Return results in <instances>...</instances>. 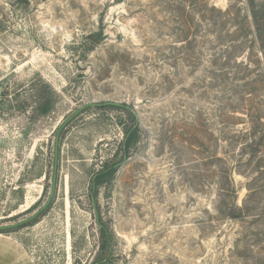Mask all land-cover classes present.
<instances>
[{"label":"rangeland","instance_id":"obj_1","mask_svg":"<svg viewBox=\"0 0 264 264\" xmlns=\"http://www.w3.org/2000/svg\"><path fill=\"white\" fill-rule=\"evenodd\" d=\"M31 81L60 99L0 110V264H94L100 226L97 264H264V0H0V97ZM106 103L142 138L96 193L132 124Z\"/></svg>","mask_w":264,"mask_h":264},{"label":"trees","instance_id":"obj_2","mask_svg":"<svg viewBox=\"0 0 264 264\" xmlns=\"http://www.w3.org/2000/svg\"><path fill=\"white\" fill-rule=\"evenodd\" d=\"M94 37L98 40L103 39L102 34L94 35ZM46 85V84H45ZM46 89L48 93H46ZM13 99H10L5 93L3 97H0V110L5 111L6 113H14L20 118H24L27 121V124H32V102L39 103L40 105L44 103L43 97L47 99V112H45V115H50L53 112H55L56 105L58 103V100L60 99V95L51 87V86H36V84H32V81L30 82V85L26 88L21 87ZM43 101V102H42ZM100 107L107 109V108H115L117 110H125L127 114H129L130 119L132 120V124L129 128L125 130V138L122 143V152L123 156L118 162H114V159H111L103 164L102 169L95 175V178L93 180V189L97 193L101 187H103L106 184H110L114 179L115 176L120 168V165L125 160L129 159L131 156V153L136 149L138 144L141 141L142 138V129L140 127V124L138 122L137 116L135 113L131 110V108H127L126 106H115V105H109V104H102ZM118 156V152H116L114 157ZM32 207L29 209L31 210ZM44 210L42 213H40L37 217L32 219V216L20 223L17 224L16 230L23 229L25 227H30L33 224L37 223L38 217L45 214ZM237 213H240L239 210L234 209L233 216L237 215ZM22 215V214H20ZM20 215L15 216V218L19 217ZM241 216V215H240ZM9 229V228H8ZM7 230V229H6ZM100 232H101V252L97 257V260L94 262V264H97L99 262L106 261L108 259V250L111 245V235L109 231L104 227L100 226ZM0 234H8L7 231H1ZM104 254V255H103Z\"/></svg>","mask_w":264,"mask_h":264},{"label":"water","instance_id":"obj_3","mask_svg":"<svg viewBox=\"0 0 264 264\" xmlns=\"http://www.w3.org/2000/svg\"><path fill=\"white\" fill-rule=\"evenodd\" d=\"M106 104H109V105H115V106H120L118 104H115V103H106ZM96 106L95 104L93 103H89L83 107H81L80 109H78L75 113H73L67 120H65V122L60 126V128L58 129L57 131V134H56V144H55V162H54V172H53V182H52V192H51V195L49 197V200L47 201V203L44 205V207L37 213L35 214L33 218L37 217L40 213H42L44 210H46L53 198H54V195H55V192H56V175H57V167H58V140H59V136H60V133L63 131V129L74 119L76 118L78 115H80L82 112H84L85 110L87 109H90L92 107ZM10 227H0V232L1 231H4L6 229H8Z\"/></svg>","mask_w":264,"mask_h":264},{"label":"crops","instance_id":"obj_4","mask_svg":"<svg viewBox=\"0 0 264 264\" xmlns=\"http://www.w3.org/2000/svg\"><path fill=\"white\" fill-rule=\"evenodd\" d=\"M21 252H22L23 257H27L22 250H21Z\"/></svg>","mask_w":264,"mask_h":264}]
</instances>
